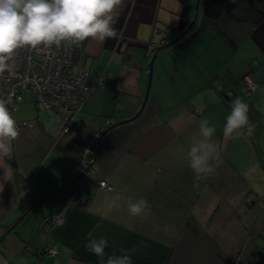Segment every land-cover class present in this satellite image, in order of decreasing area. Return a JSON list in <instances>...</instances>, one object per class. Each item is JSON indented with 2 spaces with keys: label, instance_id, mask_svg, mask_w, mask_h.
Returning a JSON list of instances; mask_svg holds the SVG:
<instances>
[{
  "label": "crops",
  "instance_id": "obj_1",
  "mask_svg": "<svg viewBox=\"0 0 264 264\" xmlns=\"http://www.w3.org/2000/svg\"><path fill=\"white\" fill-rule=\"evenodd\" d=\"M196 2L123 0L117 36L86 41L77 66L90 83L102 77L105 88L76 115L85 139L139 111L156 57L140 115L101 137L77 189L65 191L81 173L77 163L55 148L70 139L63 121L34 105L35 123L19 130L12 158L0 157V258L7 264H100L85 248L89 234L107 238L105 260L124 249L133 264H264V77L247 98L241 83L264 66V0H199L179 41L148 53L189 26ZM237 97L249 105L255 130L225 138ZM204 119L216 128L219 160L196 182L186 152ZM101 181L111 190L100 189ZM41 196L48 198L25 212ZM129 197L148 201L145 217L129 215ZM53 214L61 221L42 227Z\"/></svg>",
  "mask_w": 264,
  "mask_h": 264
},
{
  "label": "clouds",
  "instance_id": "obj_2",
  "mask_svg": "<svg viewBox=\"0 0 264 264\" xmlns=\"http://www.w3.org/2000/svg\"><path fill=\"white\" fill-rule=\"evenodd\" d=\"M123 0H0V75L13 70L10 63L19 49L51 50L62 43L80 46L91 38L100 43L117 36L114 27ZM0 98V157L12 158L13 142L19 136L17 121ZM249 105L240 97L231 102V111L223 126L225 138L252 136L255 125L249 119ZM215 126L207 119L200 121L186 152L188 166L195 181H203L215 171L213 161L219 160V146L213 140ZM5 169V168H4ZM11 168L7 165L5 175ZM196 187L199 183H195ZM116 200L121 196L117 195ZM132 217L143 218L150 211L148 201L141 197L127 199ZM90 238L85 248L100 259V264H133L129 250L113 253L105 260L107 238ZM0 264L7 261L0 258Z\"/></svg>",
  "mask_w": 264,
  "mask_h": 264
},
{
  "label": "built area",
  "instance_id": "obj_3",
  "mask_svg": "<svg viewBox=\"0 0 264 264\" xmlns=\"http://www.w3.org/2000/svg\"><path fill=\"white\" fill-rule=\"evenodd\" d=\"M86 41L80 46L62 43L60 47L53 46L51 50H17L10 62L13 64V70L0 75V98L9 100L7 106L11 113H14L22 102V96L29 94L38 110L54 111L59 115L63 121L62 134L70 130H79L80 123L77 122L76 115L87 96L105 88L102 77L90 83L88 72L75 63L77 56L83 52ZM160 46L159 44L150 46L148 53L157 51ZM241 83L246 98L258 87L250 76L243 77ZM196 114H199V111H196ZM103 124L110 125L112 122L104 120ZM17 126L21 130L29 124L21 122L17 123ZM96 141V139H85V147L77 161L82 175L74 183V189L87 180L85 169L94 159ZM98 185L100 189L111 190L104 181L99 182ZM60 221L59 214H53L47 219L51 225ZM51 252L54 253L55 250Z\"/></svg>",
  "mask_w": 264,
  "mask_h": 264
},
{
  "label": "trees",
  "instance_id": "obj_4",
  "mask_svg": "<svg viewBox=\"0 0 264 264\" xmlns=\"http://www.w3.org/2000/svg\"><path fill=\"white\" fill-rule=\"evenodd\" d=\"M163 49V45L160 46L157 50H162ZM75 63H76V59H75ZM258 84V83H257ZM64 137L66 136H70V139L68 140V142L66 144H61V143H57V145L55 146L56 149H59L61 154L64 156H68L72 159L75 160V162L77 163L78 159L81 157V153L83 152V149L85 147V137L83 135V133L81 132V130H70L68 133L63 134ZM72 150V151H71ZM71 152V153H70ZM89 164V163H88ZM91 167L93 165V162L90 163ZM89 164V165H90ZM82 175V172L80 173V175L78 176V178ZM77 178V179H78ZM76 179V180H77ZM76 181H74L75 183ZM74 183L72 184L71 187L65 189V191L69 192L70 190L74 189ZM64 191V192H65ZM77 194V193H76ZM75 194V195H76ZM48 198V196H41L38 197L37 199H34L28 206L27 210L25 212H27L28 210L32 209L33 207H35V205L43 199ZM24 212V213H25ZM19 218L17 221H15L12 226L10 227V230H13L15 228V226L17 225V223L19 222ZM47 224V219H45L43 221L42 227H44Z\"/></svg>",
  "mask_w": 264,
  "mask_h": 264
},
{
  "label": "water",
  "instance_id": "obj_5",
  "mask_svg": "<svg viewBox=\"0 0 264 264\" xmlns=\"http://www.w3.org/2000/svg\"><path fill=\"white\" fill-rule=\"evenodd\" d=\"M198 1H199V0H197V2H196L195 12H194V14H193V18H192V21H191V23L189 24V26H188L183 32H181L179 35H177L174 39H172V40L168 41L167 43H165V44L163 45V48L166 49V48H168L171 44H173V43H175V42H178L179 39L181 38V36H182L183 34H185V33L191 28V26H192V24H193V22H194V20H195V17H196V9H197ZM156 52H158V50H157ZM155 57H156V53H154V54L152 55V57H151V59H150L148 65H147V69H148V85H147V90H146V94H145V97H144L143 103H142V105H141L139 111H138L133 117H131L130 119L125 120V121H121V122H119V123H116V124L112 125L111 127H109L108 129L104 130V131L98 136L97 141H96V145L99 143V140L101 139V137H102L104 134H106L110 129H112V128L116 127V126L122 125V124L130 123V122L134 121V120L140 115V113H141V111H142V109H143V107H144V105H145V103H146L147 96H148V91H149V86H150L149 84H150V75H151L152 63H153V60L155 59ZM262 77H264V66H262V67L260 68V70H259L256 74H254V75L252 76V80H253L254 82L257 83ZM93 160H94V159H93ZM92 162H93V161H92ZM90 168H91V164L88 165V166L86 167L85 171L88 172Z\"/></svg>",
  "mask_w": 264,
  "mask_h": 264
},
{
  "label": "rangeland",
  "instance_id": "obj_6",
  "mask_svg": "<svg viewBox=\"0 0 264 264\" xmlns=\"http://www.w3.org/2000/svg\"><path fill=\"white\" fill-rule=\"evenodd\" d=\"M22 98H23V103L19 105L14 115L15 118H17L16 120L26 121L28 123H33V122L35 123V118H34L35 108H34V103L32 101V97L29 94H24Z\"/></svg>",
  "mask_w": 264,
  "mask_h": 264
}]
</instances>
